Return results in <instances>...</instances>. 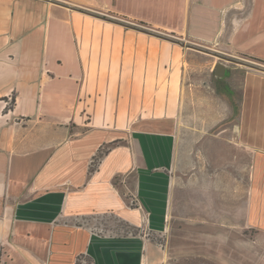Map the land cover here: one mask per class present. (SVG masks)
Here are the masks:
<instances>
[{"label": "crops", "instance_id": "0c3cea01", "mask_svg": "<svg viewBox=\"0 0 264 264\" xmlns=\"http://www.w3.org/2000/svg\"><path fill=\"white\" fill-rule=\"evenodd\" d=\"M210 50L263 63L264 0H0V264H161L146 235L93 222L162 228L177 199L219 194L183 131L215 133L218 167L247 156L240 214L264 243V70L217 63L215 78L239 81L237 122L180 123L204 108V77L185 66Z\"/></svg>", "mask_w": 264, "mask_h": 264}, {"label": "rangeland", "instance_id": "374dc122", "mask_svg": "<svg viewBox=\"0 0 264 264\" xmlns=\"http://www.w3.org/2000/svg\"><path fill=\"white\" fill-rule=\"evenodd\" d=\"M74 6L84 8L83 4ZM119 21L131 22L124 19H119ZM133 24L146 28V25L138 22ZM182 42L204 50L207 46L196 41ZM210 51L243 61L250 65L249 67L253 65L264 70V62L253 58L233 57L220 51ZM203 57L201 59L191 58L194 61H190L189 66H185V73L194 77H204L202 81L205 92L199 101L202 102L204 96V108L197 105L198 102L195 99L193 101L194 111L189 116L182 117L180 123L197 125L234 124L238 120L239 81L235 84L232 80L234 70L231 68H228L226 76L223 78H215L213 69L217 63H225L229 66L235 65V63L216 56ZM207 58L212 61H205ZM201 84V80H199L198 85ZM216 95L220 96L221 100L219 97L215 99ZM225 103H228L229 106H226ZM213 111H216V115H213ZM213 134L215 133L198 131L178 133L179 137L181 136V144L189 145L190 150H195L199 145L205 147L204 157L201 156L203 153L199 152L200 159L204 162L193 163L190 166L203 167L206 175H210L209 177L212 176V173L218 174L215 177H218L217 180L220 181L221 185L219 194L216 191L213 193L211 188H206L204 193L200 190L193 191V195H195L190 196L189 202L186 204L182 205L177 199L170 210L172 215L170 214L162 228H149L148 226L138 228L124 223L116 217L108 216V218L99 217L97 221L93 222L95 230L118 236L146 235L164 251L166 258L161 264H264V243L261 241L263 236L255 229L246 227L240 214L248 182V158L242 153L231 164L222 160L220 167H218L211 162L213 144L208 143L209 138H206ZM194 154L196 153L194 152ZM197 210H203V217L198 221L197 218L192 220L191 217L193 214L195 215ZM212 213L218 218L214 223L211 219Z\"/></svg>", "mask_w": 264, "mask_h": 264}, {"label": "water", "instance_id": "95a60500", "mask_svg": "<svg viewBox=\"0 0 264 264\" xmlns=\"http://www.w3.org/2000/svg\"><path fill=\"white\" fill-rule=\"evenodd\" d=\"M106 18V17H105ZM159 36H161V37H163V38H166V39H168V40H171V41H174V42H177V43H179L180 45H183V46H189V47H192V48H197V47H194V46H192V45H186L185 43H183L182 41H180L179 39H177V38H175V37H173L172 35H170V36H163V35H159ZM214 53V52H213ZM214 54H216L218 57H220L221 59H223V60H226V61H232V62H239V63H243V62H241V61H239V60H236V59H233V58H231V57H227V56H224V55H221V54H218V53H214ZM250 66V65H249ZM252 67H255V66H253V65H251ZM256 68H258V67H256ZM259 69H261V68H259ZM216 71V75H222L223 74V71H224V65L223 64H221V63H219L217 66H216V69H215Z\"/></svg>", "mask_w": 264, "mask_h": 264}, {"label": "trees", "instance_id": "16d2710c", "mask_svg": "<svg viewBox=\"0 0 264 264\" xmlns=\"http://www.w3.org/2000/svg\"><path fill=\"white\" fill-rule=\"evenodd\" d=\"M14 100L11 101V106L13 105Z\"/></svg>", "mask_w": 264, "mask_h": 264}]
</instances>
